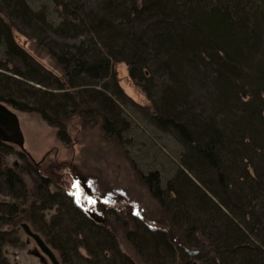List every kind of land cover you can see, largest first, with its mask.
<instances>
[{
	"label": "trees",
	"instance_id": "1",
	"mask_svg": "<svg viewBox=\"0 0 264 264\" xmlns=\"http://www.w3.org/2000/svg\"><path fill=\"white\" fill-rule=\"evenodd\" d=\"M58 4V36H83L77 45L58 44V55L49 51L61 71L56 82L64 101L58 102V114H70L61 108L67 101L80 114L94 111V105L98 112L92 116L101 130L118 142L126 124L107 81L117 87L113 66L124 62L150 100L153 124L180 144L182 168L165 187L175 209L169 213L159 197L156 173L144 182L154 183V195L167 213L180 215L176 231L192 234V247L210 248L211 257L183 252L170 231L143 227L154 247L172 264H192L194 256L202 264H264V0H101L91 8L76 0ZM34 16L46 23L25 0H0V43L10 59L26 62L11 32L16 20ZM11 72L16 77L0 71V101L27 110L4 82L35 77L19 68ZM43 96L48 103L52 94L44 90ZM39 109L47 119L45 109ZM8 150L0 141V264H8L2 246L10 235L2 226L28 219L34 208L40 219L51 215L45 223L47 242L64 264H135L120 253L110 228L31 163L36 176L28 197L22 178L27 170L16 161L7 164ZM15 154L26 159L23 151ZM20 196L31 200L28 209L16 202ZM58 196L75 217L65 226L58 225Z\"/></svg>",
	"mask_w": 264,
	"mask_h": 264
},
{
	"label": "rangeland",
	"instance_id": "2",
	"mask_svg": "<svg viewBox=\"0 0 264 264\" xmlns=\"http://www.w3.org/2000/svg\"><path fill=\"white\" fill-rule=\"evenodd\" d=\"M61 1L25 0L29 9L33 13H39L46 21L41 24L35 20V16L34 19L27 18L24 22L15 21L11 35L18 49L25 53V63L19 58L10 59L0 43V64L4 65L3 68L0 67V71L12 75L11 71L19 68L35 77L34 81L26 83H13L11 80L4 82L5 88H9L8 94L28 107L27 110H18L11 104L0 101L16 119L18 134L23 144L21 149L16 143L0 140L11 148L8 150L10 153L5 156V161L7 164L16 161L26 168L27 172L22 174V178L28 197L33 187L32 179L36 176L31 165L38 169L40 175L51 176L59 187L73 193L85 211L111 229L120 253L135 264H172L167 254L154 247L144 228H150L151 231H170V238L183 252L194 255L200 253L208 260L211 257L210 248L200 250L192 247L193 235L184 234L181 228L176 231L175 226L179 227L182 223L180 215L172 217L169 214L171 209H175V205L167 198L165 187L167 182L177 177L182 168L180 144L172 134L159 130L153 124L150 117V100L130 77L124 62H116L113 66L117 87L113 85V81H107L115 95L120 118L126 124L118 142L101 130L98 117L92 116L95 110L98 112L94 105V111L80 114L75 112L73 103L65 101L66 104L61 108L70 114H58V102L64 101L62 90L58 89L56 82L61 78V71L49 51H55L58 55V44L77 45L83 38H64L58 36L55 31L59 21L58 5L61 8L58 3ZM99 2L101 0H76V4L86 8L95 7ZM44 90L52 94L48 103L44 101ZM40 107L45 109L47 119L40 113ZM60 129L64 140L58 136ZM15 151L25 152L26 159L16 156ZM153 173L157 174L161 191L159 197L167 204L169 213L155 197L153 181L149 186L144 182V177ZM50 189L57 190L54 187ZM2 195L0 199L3 198ZM59 201L58 225L65 226L70 220L75 221L74 214L66 200L59 198ZM16 202L28 209L31 200L20 196ZM48 214L49 212L40 219L39 211L34 208L31 217L20 219L12 228L2 226L3 230L10 233L2 246V254L8 264H53L37 241L26 233L23 224L44 244L57 264H64L59 252L47 242L45 223L49 222L51 217ZM60 228L58 227V232ZM204 229L205 232H210L208 227ZM196 236L202 237L200 234ZM133 243L137 244L139 250H136ZM79 250L87 257V251L83 248ZM156 253V258L152 259L151 255ZM177 254L184 258L181 250L177 251ZM190 263L202 264L195 256Z\"/></svg>",
	"mask_w": 264,
	"mask_h": 264
},
{
	"label": "water",
	"instance_id": "3",
	"mask_svg": "<svg viewBox=\"0 0 264 264\" xmlns=\"http://www.w3.org/2000/svg\"><path fill=\"white\" fill-rule=\"evenodd\" d=\"M16 124V119L10 111L6 109L5 106L0 104V140L1 141H11L18 144V146L23 149L22 139L19 137L18 128ZM27 234L31 235L36 241L39 247L51 258L48 249L44 246L37 236L33 233H30L26 225H22ZM54 264H57L54 261ZM196 264V263H193Z\"/></svg>",
	"mask_w": 264,
	"mask_h": 264
},
{
	"label": "flooded vegetation",
	"instance_id": "4",
	"mask_svg": "<svg viewBox=\"0 0 264 264\" xmlns=\"http://www.w3.org/2000/svg\"><path fill=\"white\" fill-rule=\"evenodd\" d=\"M41 250H42V249H41ZM50 259H51L52 263L54 264V261H55V260L52 258V256H51ZM55 262H56V261H55ZM56 263H57V262H56Z\"/></svg>",
	"mask_w": 264,
	"mask_h": 264
},
{
	"label": "snow or ice",
	"instance_id": "5",
	"mask_svg": "<svg viewBox=\"0 0 264 264\" xmlns=\"http://www.w3.org/2000/svg\"><path fill=\"white\" fill-rule=\"evenodd\" d=\"M74 187H78V185H74Z\"/></svg>",
	"mask_w": 264,
	"mask_h": 264
}]
</instances>
